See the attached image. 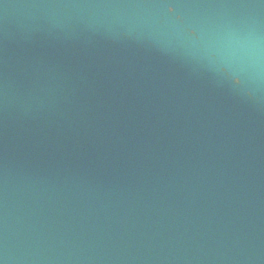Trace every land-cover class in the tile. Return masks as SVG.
Listing matches in <instances>:
<instances>
[{"label": "water", "instance_id": "95a60500", "mask_svg": "<svg viewBox=\"0 0 264 264\" xmlns=\"http://www.w3.org/2000/svg\"><path fill=\"white\" fill-rule=\"evenodd\" d=\"M0 264H264V0H0Z\"/></svg>", "mask_w": 264, "mask_h": 264}, {"label": "snow or ice", "instance_id": "6c2138e0", "mask_svg": "<svg viewBox=\"0 0 264 264\" xmlns=\"http://www.w3.org/2000/svg\"><path fill=\"white\" fill-rule=\"evenodd\" d=\"M168 10H170V13H171L172 15H175V10H174V8H173L172 6H169V7H168ZM175 18L179 19L180 16H179V15H175Z\"/></svg>", "mask_w": 264, "mask_h": 264}]
</instances>
